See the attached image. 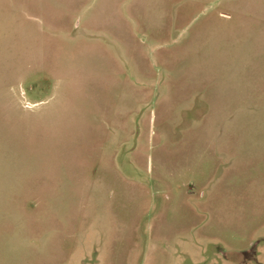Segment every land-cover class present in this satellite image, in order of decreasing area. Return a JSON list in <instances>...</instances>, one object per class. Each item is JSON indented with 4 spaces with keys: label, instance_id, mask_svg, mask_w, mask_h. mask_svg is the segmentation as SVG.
<instances>
[{
    "label": "rangeland",
    "instance_id": "1",
    "mask_svg": "<svg viewBox=\"0 0 264 264\" xmlns=\"http://www.w3.org/2000/svg\"><path fill=\"white\" fill-rule=\"evenodd\" d=\"M0 264H264V0H0Z\"/></svg>",
    "mask_w": 264,
    "mask_h": 264
}]
</instances>
